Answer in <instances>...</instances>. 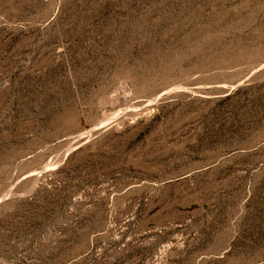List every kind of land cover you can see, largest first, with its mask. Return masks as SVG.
<instances>
[{"label":"rangeland","instance_id":"rangeland-1","mask_svg":"<svg viewBox=\"0 0 264 264\" xmlns=\"http://www.w3.org/2000/svg\"><path fill=\"white\" fill-rule=\"evenodd\" d=\"M0 264H264V0H0Z\"/></svg>","mask_w":264,"mask_h":264}]
</instances>
